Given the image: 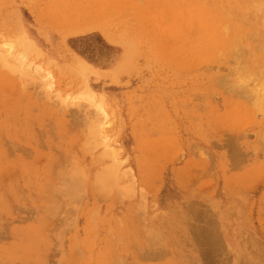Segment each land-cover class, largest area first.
I'll use <instances>...</instances> for the list:
<instances>
[{
  "label": "rangeland",
  "instance_id": "rangeland-1",
  "mask_svg": "<svg viewBox=\"0 0 264 264\" xmlns=\"http://www.w3.org/2000/svg\"><path fill=\"white\" fill-rule=\"evenodd\" d=\"M0 264H264V0H0Z\"/></svg>",
  "mask_w": 264,
  "mask_h": 264
},
{
  "label": "bare ground",
  "instance_id": "bare-ground-1",
  "mask_svg": "<svg viewBox=\"0 0 264 264\" xmlns=\"http://www.w3.org/2000/svg\"><path fill=\"white\" fill-rule=\"evenodd\" d=\"M17 32H18V31H17ZM20 33H21V32H20ZM22 41H24V39H23ZM26 41H27V40H26ZM24 43H25V42H24ZM27 44H28V43H27ZM24 45H25V44H24ZM24 45H23V46H24ZM28 45H29V44H28ZM31 47H32V46H31ZM34 47H35V46H34ZM29 48H30V46H29ZM30 49H31V48H30ZM31 50H33V49H31ZM33 51H34V50H33ZM34 52H36V51H34ZM84 63H85V62H84ZM257 90H258V89H257ZM89 91H90V90H89ZM257 92H258V91H257ZM256 103H257V102H256ZM256 103H255V104H256ZM257 105H258V104H257ZM255 107H256V106H255ZM258 107H259V106H258Z\"/></svg>",
  "mask_w": 264,
  "mask_h": 264
}]
</instances>
